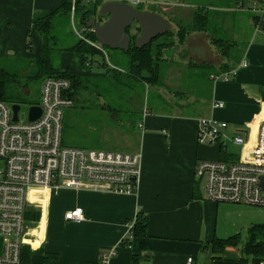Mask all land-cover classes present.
I'll list each match as a JSON object with an SVG mask.
<instances>
[{
	"label": "crops",
	"instance_id": "crops-1",
	"mask_svg": "<svg viewBox=\"0 0 264 264\" xmlns=\"http://www.w3.org/2000/svg\"><path fill=\"white\" fill-rule=\"evenodd\" d=\"M65 1L0 0V56H39L41 49L34 54L32 46L27 48L28 39L42 47L32 16ZM194 8H179L178 12L191 20ZM166 19L171 21L168 13ZM248 24L254 32L252 13ZM209 26L188 32L178 49L166 48L172 65L166 69V85L159 91L163 95L161 108L143 110L130 131V142L101 143L109 149L140 152L136 191L70 187L42 191L26 211L27 234L32 241L24 246L25 259L34 264L100 262V254L113 248L106 264H133L134 254L142 264H186L188 255L194 257L195 264H243L246 233L254 224H264V215L256 205L215 201L203 195L194 173L196 161L235 156L227 144L198 142L197 129L199 117L208 116L227 120L230 134L241 131L247 135L249 131L250 138L254 137L264 117V42L251 40L250 35L247 41L234 44L226 36L209 34ZM214 39H220L224 49H219ZM192 40L209 43L206 55L193 52ZM235 47L241 49L239 56L231 54ZM66 51L60 55L62 69L68 68L62 63ZM98 58H92V70L101 67ZM243 59L244 66L240 65ZM68 69L85 71L78 65ZM225 74L228 79L223 78ZM213 101L224 105L215 107ZM57 190L69 193L72 199L59 213H50L48 196ZM75 206L82 207L83 218L66 219L64 212ZM240 207L247 212L239 219L232 218L231 213ZM138 211L147 217L145 235L132 236L129 244L120 243ZM46 253L55 256L45 260Z\"/></svg>",
	"mask_w": 264,
	"mask_h": 264
},
{
	"label": "built area",
	"instance_id": "built-area-1",
	"mask_svg": "<svg viewBox=\"0 0 264 264\" xmlns=\"http://www.w3.org/2000/svg\"><path fill=\"white\" fill-rule=\"evenodd\" d=\"M134 5L142 0H128ZM235 7L253 14L254 26L264 35V0H236ZM71 11V24L75 34L106 54L104 45L85 35L89 30L80 25ZM92 29V28H91ZM85 31V32H84ZM240 65H246L243 59ZM213 78L218 76L211 74ZM224 79L229 77L225 74ZM70 79L49 75L40 87V115L33 120L26 117L13 119L12 102L0 99V264H20L24 246L32 237L27 233L26 211L34 203V196L50 188L110 189L131 193L137 189L140 172V152L125 149L82 147L62 143L64 108L74 99L69 91ZM20 104V103H19ZM213 106H223V101H213ZM264 112V101H263ZM228 121L201 116L198 119L197 140L211 144L228 142L240 146L233 159L199 158L194 173L203 181V195L215 201L241 202L256 205L264 215V117L260 120L254 137L249 131L227 132ZM134 175L135 179L131 176ZM66 219L83 218L81 206L64 212ZM135 220V219H134ZM134 220L128 224L127 237H132ZM110 248L100 254V263L106 264L113 255ZM134 264H142L136 262ZM186 264H195L188 255ZM259 264H264V259Z\"/></svg>",
	"mask_w": 264,
	"mask_h": 264
},
{
	"label": "rangeland",
	"instance_id": "rangeland-1",
	"mask_svg": "<svg viewBox=\"0 0 264 264\" xmlns=\"http://www.w3.org/2000/svg\"><path fill=\"white\" fill-rule=\"evenodd\" d=\"M104 1L87 0V6L93 11L87 20L94 19L98 23L105 21L107 15L99 13V7ZM137 5L143 10L157 11L165 18L168 13L171 20L170 27L163 31L164 34L152 40V43H161L158 48L159 54L150 58L153 73L129 69L127 55L120 52L119 49L104 46L106 65L101 64L100 68L79 73L74 88V101L72 105L64 108L63 144L107 148L109 146H102L101 143L130 142L128 137L130 131L133 126H137V119L140 118L143 110L161 108L163 95L159 91L164 89L166 69L170 64L172 65L169 63L171 57L166 54V48L175 46L178 49L181 47L179 46L181 43L178 35L179 25H185L190 21L184 19L183 13L178 12L179 8L182 10L191 7L204 8V10L208 8L206 13L209 16V34L226 36L232 39L233 41H229L234 44L236 40L245 39L247 41V37L250 35L251 40L264 42V36L260 29L255 28L254 32L250 31L251 25L248 23L251 12L236 8L234 0H142ZM166 5L169 6L166 8ZM52 23L51 31L55 36L57 47H66L77 39L70 17L61 14L55 15ZM129 33L132 38L140 34V25L137 22L132 23ZM31 44V50L37 54L41 49V43L32 42ZM208 44L203 41H191V45L195 49L193 52L199 55H206ZM229 48L232 49V46L229 45ZM240 51V47H235L231 54L239 56ZM178 53L181 54L182 51ZM35 57L32 54L0 56V66L9 73L6 80V93L2 98L8 102L19 101L21 105L19 119L21 120L26 117L27 106L39 101L44 74L39 75V64L35 62ZM98 59L101 60L102 57L99 55ZM62 63L70 69L77 65L81 69L84 68L81 53L79 55L78 52L72 50L63 53ZM155 65L157 67H154ZM59 67L61 68L60 64ZM192 77L194 76L192 75ZM227 146L231 153L239 154V145L227 143ZM71 199L69 193L59 190L52 191L48 196L50 213H59L61 209H65ZM236 211L231 213V217L239 219L244 215V212H247V208L240 207ZM242 236L245 237V233H242Z\"/></svg>",
	"mask_w": 264,
	"mask_h": 264
},
{
	"label": "trees",
	"instance_id": "trees-1",
	"mask_svg": "<svg viewBox=\"0 0 264 264\" xmlns=\"http://www.w3.org/2000/svg\"><path fill=\"white\" fill-rule=\"evenodd\" d=\"M72 6L74 7L73 15L74 18L77 20V23L89 27V30L85 32V35L91 40H96L95 32L88 25L87 18L93 13V11L87 6V0H66L58 7L34 13L32 16V24L36 29V31L41 36V42H42L41 53L39 56L35 57L36 58L35 62L39 64L38 65L39 75L42 76L44 74V77L53 75V76H64L69 78L71 82V86H70L71 90L69 91V94L74 99L75 96L74 88L76 85V80H78L79 73L71 71L68 68L61 69L59 67L61 52L63 50H72V51L80 52L82 54L84 70H92L91 68L93 67L92 66L93 55L97 54L102 57V59L100 60L101 64L106 65L107 61L105 60L104 54L96 46H94L90 42L78 36L76 40L72 41L66 47L56 46L55 36L51 31V28L53 26L52 20L55 17V15H60V14L70 17ZM208 24L209 21L206 10H204V8L201 9L196 7L194 9V13L191 20L187 22L185 25L184 24L179 25V29H178L179 41L182 42L185 35L192 30L208 29ZM163 34L164 33L161 32L160 34L153 37L152 39H150L149 41H147L145 44L142 45H136L134 42V38H132L133 42L131 40V43L126 49H119L120 52L128 56L129 69L145 70L149 73H153L151 71L150 58L152 56L159 54L158 48L161 46V43L160 44L158 42L152 43V40H155L156 38L160 37ZM214 41L215 43L218 44L219 49L221 50L224 49L222 46V41H220V39H214ZM30 47H31V43L30 40L28 39L27 48ZM154 67H157V65H155ZM8 74L9 73H7L0 66V99H3L2 97L6 93V87H7L6 80L8 78ZM15 101L19 102L18 100ZM146 223H147L146 215L143 212L138 211L132 228L133 236H144L146 230ZM234 236L229 237L228 239H231ZM129 238L131 237L124 238L123 240L120 241V243L129 244L130 243ZM23 251L24 248L22 250V257L20 264H34L28 261L27 258L25 259V255ZM242 252L243 254L241 257V262L243 264H259L260 260L264 259V224L257 223L249 228L248 233H246V238L242 246ZM53 256H55V254L46 253L44 255V259L46 260L48 257H53ZM137 257L138 256L135 254L132 256L133 264L139 262ZM39 264H43V263H39ZM70 264H101V263L98 261L97 262L74 261L71 262Z\"/></svg>",
	"mask_w": 264,
	"mask_h": 264
},
{
	"label": "water",
	"instance_id": "water-1",
	"mask_svg": "<svg viewBox=\"0 0 264 264\" xmlns=\"http://www.w3.org/2000/svg\"><path fill=\"white\" fill-rule=\"evenodd\" d=\"M99 13L107 15L104 22L98 23L94 19L88 20V25L96 34L98 43L113 49H126L131 43L132 36L129 27L137 22L140 25V34L136 35V45L145 44L170 27V22L159 12L143 10L126 0H105L99 7ZM19 102H12L13 119L18 118ZM41 113V107L33 103L28 109V118L36 119ZM135 179V176H131ZM264 187V175H261ZM203 190V181L200 183Z\"/></svg>",
	"mask_w": 264,
	"mask_h": 264
},
{
	"label": "flooded vegetation",
	"instance_id": "flooded-vegetation-1",
	"mask_svg": "<svg viewBox=\"0 0 264 264\" xmlns=\"http://www.w3.org/2000/svg\"><path fill=\"white\" fill-rule=\"evenodd\" d=\"M137 8H140V6H138V5H135ZM141 9V8H140ZM130 28V27H129ZM135 38V37H134Z\"/></svg>",
	"mask_w": 264,
	"mask_h": 264
}]
</instances>
